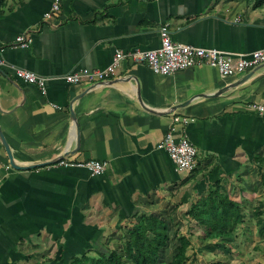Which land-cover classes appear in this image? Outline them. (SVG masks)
Segmentation results:
<instances>
[{"label":"crops","instance_id":"obj_1","mask_svg":"<svg viewBox=\"0 0 264 264\" xmlns=\"http://www.w3.org/2000/svg\"><path fill=\"white\" fill-rule=\"evenodd\" d=\"M53 3L58 15L46 20ZM163 24L176 43L264 50V0H0V54L46 79L42 90L0 76V134L23 168L10 166L0 140V264H67L90 250H116L118 227L140 211L167 230L185 226L177 234L193 239L202 232L185 213L213 187L250 219L233 241L214 240L223 247L216 256L225 263L230 248L236 255L251 238L248 264H264L253 218L264 204V113L252 109L264 104V64L221 77L205 65L161 76L124 62L97 86L62 79L105 69L116 50L157 49ZM177 117L187 122L173 123ZM170 129L195 147L189 173L156 148ZM91 160L105 172L79 166Z\"/></svg>","mask_w":264,"mask_h":264},{"label":"built area","instance_id":"obj_2","mask_svg":"<svg viewBox=\"0 0 264 264\" xmlns=\"http://www.w3.org/2000/svg\"><path fill=\"white\" fill-rule=\"evenodd\" d=\"M59 6L53 3L44 15L49 20L58 15ZM160 46L157 49L142 51L135 49L129 52L116 50L113 54L111 64L105 69L80 70L66 74L62 79L69 85L86 83L89 86H97L115 74L117 68L124 62L129 65L144 64L154 74L161 76L172 75L192 67L205 65L218 71L221 77H228L241 74L248 69L264 64V50H257L251 53L227 54L217 49H204L191 45L173 42L167 29V24L159 28ZM16 41L24 45L27 40L24 37H17ZM10 73L13 77L23 82L37 85L44 90L46 79L30 71H26L13 64L7 63L0 54V76ZM254 112L264 113V104L252 106ZM186 119L173 118V123L185 124ZM164 151L177 169L191 172L195 168L196 150L193 144L184 136L176 137L173 129H170L156 147ZM58 166H65L63 161L57 162ZM92 176H99L105 172L103 163L91 160L79 164Z\"/></svg>","mask_w":264,"mask_h":264},{"label":"trees","instance_id":"obj_3","mask_svg":"<svg viewBox=\"0 0 264 264\" xmlns=\"http://www.w3.org/2000/svg\"><path fill=\"white\" fill-rule=\"evenodd\" d=\"M264 181V179H262ZM185 216L195 222L202 232L201 240L226 238L233 241L235 232L248 231L250 219L240 206L221 193L218 187H213L208 194L191 205ZM257 234H264V204L259 203L253 211ZM120 251L103 248L94 255L84 254L73 257L68 264H158L162 250L168 244L167 224L146 211H140L135 217V223L124 230ZM178 245L175 254L168 264H185L190 247V237L175 234ZM259 249L255 246L252 251ZM51 259H44L39 264H49Z\"/></svg>","mask_w":264,"mask_h":264},{"label":"rangeland","instance_id":"obj_4","mask_svg":"<svg viewBox=\"0 0 264 264\" xmlns=\"http://www.w3.org/2000/svg\"><path fill=\"white\" fill-rule=\"evenodd\" d=\"M128 226L129 225L118 227L119 233L117 234L116 241H118V240L119 241L117 242V247L114 244V246L116 247L115 248L116 251H120V249H121V247H119L118 243L120 242V245H121L122 240H123L122 238L125 235L124 230L127 229ZM171 226H173V225H171ZM171 226L168 230L170 240H168V244L164 248L165 250L164 249L162 250L158 264H168L170 262L172 256L175 254V247H177V245H178V242L174 236L176 233H178L181 230L185 231V226H183V225H180L181 227L178 225L177 226L175 225L173 227H171ZM176 227H180L181 230L179 229V231H177ZM201 236H202L201 234L195 233L194 237L196 239H194V237H193V239H190V247L192 249L190 247L188 248V251H187L188 259H187L185 264H234V263L248 264V261L250 260V256L248 257L247 252L251 249V246L254 244V242H255L254 239H251V238L245 239L243 241L242 246H241L242 250L237 252L236 255H233L232 249L230 248L229 253H227L228 256L225 257L226 262L224 263L223 262V258H224L223 256H220V257L216 256V254L218 253L219 250H220L219 252L223 251L222 245L216 246L217 242L215 243L214 240L205 242V241L201 240V238H200ZM212 242H214L215 244L214 245L210 244ZM214 246L216 247L217 251H215L216 249ZM111 247H113V245H111ZM108 250H111V249H108ZM90 251L92 253V250H90ZM245 253H247V254H245ZM249 253L251 254V252H249ZM90 254H88V256H92ZM219 259H221L220 262H218Z\"/></svg>","mask_w":264,"mask_h":264},{"label":"water","instance_id":"obj_5","mask_svg":"<svg viewBox=\"0 0 264 264\" xmlns=\"http://www.w3.org/2000/svg\"><path fill=\"white\" fill-rule=\"evenodd\" d=\"M246 79H247V78H246ZM246 79H244V80H246ZM179 106H180V105H179ZM179 106H177L176 108H178ZM181 106L183 107L184 105H181ZM71 116L73 117L72 114H71ZM0 140H1L2 145H3V147H4V149H5L6 153H7V156H8V159H9V164H10V166H11L13 169H16V170H21V169H23V168H21V167H17V166H15V165L13 164V161H12V158H11V154H10L9 149H8L7 145L5 144V141L3 140L1 134H0Z\"/></svg>","mask_w":264,"mask_h":264}]
</instances>
